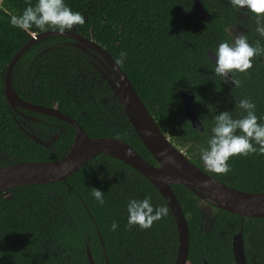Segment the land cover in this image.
<instances>
[{"label":"trees","instance_id":"obj_1","mask_svg":"<svg viewBox=\"0 0 264 264\" xmlns=\"http://www.w3.org/2000/svg\"><path fill=\"white\" fill-rule=\"evenodd\" d=\"M0 168L23 161L61 159L72 147L76 130L51 116L15 110L4 89L6 68L31 34L13 27L19 15L36 0H0ZM65 0L85 17L75 32L103 46L131 81L160 131L199 169L223 184L245 192H264V154L229 158L227 174L210 172L199 160L206 146L213 117L228 110L234 118L241 98H251L257 116H264L263 56L245 73L233 72L234 87L214 71L207 50L221 41L232 42L227 30L245 26L249 43L261 39L255 32L256 14H244L228 0ZM66 30V31H71ZM74 40L53 37L31 47L16 63L11 82L24 100L58 111L76 120L92 138L120 139L145 160L156 165L137 136L106 78L90 62L99 59ZM263 45V39H261ZM97 62V61H96ZM107 65V64H106ZM104 71V70H103ZM106 73V71H104ZM98 80H101L100 82ZM194 95L193 109L204 130L192 127L184 114L181 95ZM31 117L26 119L25 116ZM27 132L47 143L41 145ZM104 192V204L91 196L92 188ZM189 228V253L185 264H234L232 240L242 233L246 252L264 249V218H246L216 208L204 231L203 201L182 185H172ZM148 196L155 205L165 200L144 176L106 154L69 177L66 182L19 186L0 193V264H89V246L96 264H174L178 234L173 215L148 229L127 225L129 199ZM115 220L116 231L110 230ZM252 252V251H251ZM263 263L264 253L256 254Z\"/></svg>","mask_w":264,"mask_h":264},{"label":"water","instance_id":"obj_2","mask_svg":"<svg viewBox=\"0 0 264 264\" xmlns=\"http://www.w3.org/2000/svg\"><path fill=\"white\" fill-rule=\"evenodd\" d=\"M195 5L203 17L208 20L206 10L199 0H195ZM53 37L72 39L75 41L73 43L75 46L93 51L107 63V70L111 76V79H108V83L114 96L122 106L140 141L156 161V165L141 157L126 142L110 137L92 138L70 116L54 108L32 104L17 94L11 82L12 71L16 63L31 47ZM207 55L214 64L215 58L212 51L207 50ZM230 78H233L232 76L228 78V81L231 83ZM232 85L234 86V84ZM4 89L9 104L15 110L23 109L64 121L76 130V135L72 147L61 159L36 162L23 161L1 167L0 193L19 186L66 182L69 177L77 173L99 155H109L130 166L149 180L168 205L176 223L178 234V253L174 264L186 263L190 241L187 220L171 188L172 185H182L188 188L201 200L216 208L246 218H264V192H245L231 188L192 163L186 157V154L180 151L171 142L170 138L160 131L131 81L106 49L95 41L77 34L74 28L62 34L56 30L31 34L30 39L13 56L6 68ZM193 102L194 95H181V104L187 119L194 129L203 131V124L193 109ZM27 134L39 144L47 146V143L40 138L29 132ZM126 152L128 153L127 155H125ZM168 158H171L172 163L168 162ZM86 250L89 264H96L88 245L86 246ZM232 250L236 263L245 264L242 233H238L233 237ZM204 264L208 263L205 262Z\"/></svg>","mask_w":264,"mask_h":264},{"label":"clouds","instance_id":"obj_3","mask_svg":"<svg viewBox=\"0 0 264 264\" xmlns=\"http://www.w3.org/2000/svg\"><path fill=\"white\" fill-rule=\"evenodd\" d=\"M229 4L243 14L250 11L256 14L257 36L264 39V0H228ZM1 3V1H0ZM9 23L25 31L33 27L44 31L46 27L54 28L59 33L72 29L74 25H83L85 17L78 11H73L65 0H36L35 4H27L19 15H11ZM261 39L249 43L243 33L235 35L232 42L221 41L212 54L215 58L214 73L227 83L235 72L245 73L253 67L256 58L264 56V45ZM126 52H121L116 64H122ZM234 86L238 81L231 79ZM241 114L234 118L230 111H219L213 117L214 123L210 129L206 146L199 150V160L212 173L227 174L231 171L228 163L230 157L248 156L249 154H264V116H257L256 105L251 98H241L236 105ZM128 153L126 152L125 155ZM168 162L172 163L171 158ZM91 196L98 205L104 204V192L92 188ZM127 225H136L148 229L154 222L168 215L165 205H155L146 195L141 199H129L126 204ZM115 220L110 225L111 231H116Z\"/></svg>","mask_w":264,"mask_h":264},{"label":"flooded vegetation","instance_id":"obj_4","mask_svg":"<svg viewBox=\"0 0 264 264\" xmlns=\"http://www.w3.org/2000/svg\"><path fill=\"white\" fill-rule=\"evenodd\" d=\"M202 15V14H201ZM208 16V14H207ZM204 18V17H203ZM209 18V17H208ZM234 29H237L239 30V34L243 33L244 34V31H245V26L243 25L242 27L241 26H233V27H230L227 32L229 33V35L232 37L233 34H234ZM97 61V62H96ZM90 62L94 65L95 68H97V70L99 71L100 75H101V79H104L106 78L107 80L108 79H111V76L107 70V66L106 65L107 63L106 62H103L99 59H91ZM106 71V73L104 71ZM99 82L101 80H98ZM25 116V118L28 120L30 119L31 117H28L26 115H23V117ZM190 122V121H189ZM213 210H215V213H216V208L211 205ZM214 213V214H215ZM208 231V230H207ZM206 231V232H207ZM243 237V235H242ZM243 244H244V238H243ZM233 251V250H232ZM252 251V252H251ZM244 253H245V264H264L261 260H258V258L256 257V254H259V253H264V249L262 247H255L254 249L246 252L245 249H244ZM233 258H234V255H233ZM263 261H264V257L262 258ZM234 264H237L236 261L234 260Z\"/></svg>","mask_w":264,"mask_h":264},{"label":"rangeland","instance_id":"obj_5","mask_svg":"<svg viewBox=\"0 0 264 264\" xmlns=\"http://www.w3.org/2000/svg\"><path fill=\"white\" fill-rule=\"evenodd\" d=\"M239 33H240L239 30L234 29V34L232 36V39L235 35H238ZM178 149L180 151H182L184 154H186L185 149H182V148L181 149L178 148ZM199 207L203 211V225H202V227H203L204 231H207L208 227L210 225V222L214 217L215 210H213L212 206L205 201L199 202Z\"/></svg>","mask_w":264,"mask_h":264},{"label":"built area","instance_id":"obj_6","mask_svg":"<svg viewBox=\"0 0 264 264\" xmlns=\"http://www.w3.org/2000/svg\"><path fill=\"white\" fill-rule=\"evenodd\" d=\"M0 6H1V3H0Z\"/></svg>","mask_w":264,"mask_h":264}]
</instances>
